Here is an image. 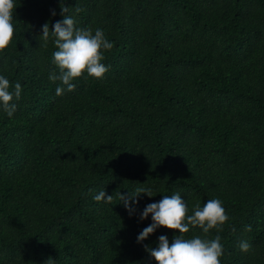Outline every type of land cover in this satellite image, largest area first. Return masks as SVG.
<instances>
[{"label": "trees", "instance_id": "16d2710c", "mask_svg": "<svg viewBox=\"0 0 264 264\" xmlns=\"http://www.w3.org/2000/svg\"><path fill=\"white\" fill-rule=\"evenodd\" d=\"M14 3L0 75L22 91L11 118L0 109V264H156L146 247L180 233L138 242L153 223L140 215L177 192L189 215L218 198L229 216L222 232L185 238L219 235L221 264H264V0ZM61 6L113 47L103 79L85 73L57 96L42 28ZM138 188L153 197L129 200L130 216L120 194ZM102 190L110 204L94 200Z\"/></svg>", "mask_w": 264, "mask_h": 264}, {"label": "clouds", "instance_id": "9594fccd", "mask_svg": "<svg viewBox=\"0 0 264 264\" xmlns=\"http://www.w3.org/2000/svg\"><path fill=\"white\" fill-rule=\"evenodd\" d=\"M14 0H0V53H4L12 44L15 29L13 26V14L16 10ZM77 12L81 9L77 8ZM68 8L61 6L62 21H57L53 25V30H49L46 23L43 25L42 39L45 46L51 37L54 38V45L57 51L53 53V63L59 70V75L55 72L50 74L49 79L53 82L59 80L61 86L56 88V95L61 96L65 90L73 92L76 85L74 80L87 77L96 80L103 79L108 71L102 63L104 60L103 50H111L113 44L106 38L104 31L97 28L94 33L91 29H79L75 27V20L66 15ZM55 15V12L52 13ZM21 85L16 83L14 91H10V82L0 75V109L9 118L16 112V104L13 100L21 97ZM146 194L153 197L151 190L144 188L136 189L135 194L124 196L120 194V199L131 216L134 208L129 207V200L134 204L138 203L137 197ZM113 196H106L104 190L94 196L97 202L104 201L111 203ZM149 215L153 223L146 227L138 236V242L146 240L157 228H166L178 231L180 235L174 238L171 245L166 236L159 237V244L156 249L146 247L156 264H221V257L224 255V248L221 244V237L216 235L214 239L194 236L185 238L192 228H199L207 236L211 230L218 233L223 231V226L229 220L222 202L218 198L209 199L203 207L199 203L193 207V214L189 215L188 206L182 199L179 192L168 196L164 195L158 203L148 204L140 215L141 220H146ZM246 231H251V225L246 226ZM251 245L247 241L240 243L242 252H248Z\"/></svg>", "mask_w": 264, "mask_h": 264}]
</instances>
